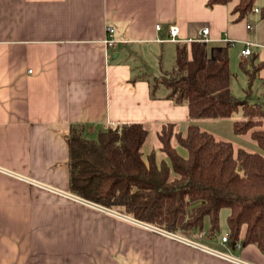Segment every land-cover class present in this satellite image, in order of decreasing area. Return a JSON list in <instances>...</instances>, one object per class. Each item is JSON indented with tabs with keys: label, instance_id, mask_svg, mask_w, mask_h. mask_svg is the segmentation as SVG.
<instances>
[{
	"label": "crops",
	"instance_id": "0c3cea01",
	"mask_svg": "<svg viewBox=\"0 0 264 264\" xmlns=\"http://www.w3.org/2000/svg\"><path fill=\"white\" fill-rule=\"evenodd\" d=\"M207 2L0 0V264H237L201 248L233 255L219 249L231 251L221 238L178 233L201 246L189 244L69 190L66 135L73 124L92 134L145 123L157 137L165 123L180 131L200 125L187 105L152 99L142 77L153 75L140 58L146 48L156 49L159 61L176 42L198 38L202 27L210 30L209 55L224 38L264 46L258 11L237 20L232 10L239 0ZM171 25L178 27L177 41L169 40ZM108 26L118 40L112 47L105 43ZM252 49L264 61V47ZM259 73L264 87V67ZM234 251L264 264L255 244Z\"/></svg>",
	"mask_w": 264,
	"mask_h": 264
},
{
	"label": "trees",
	"instance_id": "16d2710c",
	"mask_svg": "<svg viewBox=\"0 0 264 264\" xmlns=\"http://www.w3.org/2000/svg\"><path fill=\"white\" fill-rule=\"evenodd\" d=\"M207 1L209 7L231 2ZM256 8L264 19V5L258 7L257 0H239L232 13L242 20ZM206 43L176 42L170 68L161 66L156 76L143 74L152 99L187 105L191 119L230 117L242 110L244 118L233 121V131L250 136L264 150V103L249 100L264 61L252 52L251 67L240 64L248 77L247 97L240 99L231 88L230 44L214 47L209 55ZM86 132V125L73 124L66 135L70 193L175 234L214 236L220 231V211L227 208L229 239L221 237V242L233 250L238 243H252L264 252L263 154L235 146L195 122L185 131L175 122L163 124L158 131L161 159L159 149L144 148L150 135L145 123L109 126L97 138ZM165 199L167 219L158 224ZM206 219L210 225L204 231Z\"/></svg>",
	"mask_w": 264,
	"mask_h": 264
},
{
	"label": "rangeland",
	"instance_id": "374dc122",
	"mask_svg": "<svg viewBox=\"0 0 264 264\" xmlns=\"http://www.w3.org/2000/svg\"><path fill=\"white\" fill-rule=\"evenodd\" d=\"M257 5L258 7H261L264 5V0H257ZM257 13V12H256ZM259 14H256V18ZM254 16V17H255ZM258 19V18H257ZM210 47V46H209ZM243 49V45L240 43H234V44H230V48H229V56H230V69L232 71V78H231V88H232V92L233 94L240 99H244L245 97H247L246 94V87H247V74L245 73V71H243L240 67L241 63H245V65L247 66V68L251 67V63H250V58H243L242 59V55H241V50ZM212 53V50L210 52V54ZM140 58L144 59L145 65L147 67H145L146 69L150 70V72L155 76L156 74H159V61L161 63V65L165 68H170V66H172L174 64V51H171L170 53L167 52L166 50L160 54L159 56V61H157L158 58V52L155 49L152 48H146L144 54H141ZM131 62L138 64L136 62V59L134 58V55H131L130 57ZM139 66V64H138ZM140 69H143L142 64L139 66ZM139 70V69H138ZM253 91L250 94L249 100L253 103H264V87H263V83L261 79H257L254 84H253ZM243 117L242 114V110H239L238 112H235L234 114L230 115V117H224V118H216V119H212V118H204L201 117V119H199L200 121V127L204 128L210 132H213L215 134V136H217L218 138H222L225 139L227 141L232 142L235 146L238 147H243V148H247L250 151L253 152H258L260 154L264 155V150L262 148H260L259 146L256 145V143L250 138V136L248 135H238L233 131L232 128V124L233 121L235 120H241ZM205 122V123H204ZM199 125V124H198ZM149 128V127H148ZM101 129H106V127L100 128L99 130H96L94 133H88L86 132V135L88 137L91 138H97V134ZM150 135L147 141V144L145 145V149L147 148H152L154 147L155 149H159V139L157 137V130L155 129H150ZM179 150L183 153L186 154L185 149L178 147ZM160 154H162L161 157H163V153L162 151L159 149L158 150V156H160ZM168 204H169V200L165 199L162 201V205L160 208V215L161 217L159 218V220L157 221L158 224H162L165 219H167V214H166V210L168 208ZM229 213V209L227 208H223L220 211V215H219V220H220V231L216 233V235L211 236L210 238L213 239L214 243L215 241L220 240V238L223 235V232H227L228 233V220H227V216ZM207 220V219H206ZM210 223L209 220L206 221V227L205 230H207V228L209 227ZM157 227H159V225H156ZM219 249L223 250V251H227V252H231L233 255H237L234 251L231 249V251L229 249H224L222 246L219 247ZM239 255H237L238 257ZM240 258V257H239Z\"/></svg>",
	"mask_w": 264,
	"mask_h": 264
},
{
	"label": "built area",
	"instance_id": "2783aa9c",
	"mask_svg": "<svg viewBox=\"0 0 264 264\" xmlns=\"http://www.w3.org/2000/svg\"><path fill=\"white\" fill-rule=\"evenodd\" d=\"M258 11V8L255 9V12ZM158 28H160V25L158 24L157 25ZM247 28L248 29H251L252 26L251 24H247ZM114 27L113 26H108L107 29H106V38H105V43L109 46H115L118 42V40L114 37ZM200 35L198 38L192 40V41H203V42H208L211 40V38L209 37V34H210V30L208 29V27H202L200 30ZM169 32H170V39L169 40H172V41H177V36L179 34V31H178V27L177 25H171L170 28H169ZM191 41V40H189ZM223 41L226 43V44H234L236 43L237 41L232 39V38H224ZM242 44H244V47L243 49L241 50V55L242 56H249L252 52H253V49L252 48H257V47H264L263 45H261L260 43H256V42H253V41H250V40H243ZM125 218H128L129 220H134L136 222H140V223H143V225H147L149 226L150 228L152 229H155L159 232H162L164 233L165 235H168L172 238H179V239H182V240H185L187 243L189 244H194L196 246H199L200 244L193 238H184L180 235H178L177 233H172L166 229H162V228H156L155 226H153L152 224L148 223V222H142L136 218H131V217H128V216H124ZM229 239V234H227V232H223V235H222V241L223 242H227ZM201 246V245H200ZM242 247V244L241 243H238L237 245V248H241ZM202 249H207L208 251L212 252V253H215L217 255H221L223 257H225L226 259H228L229 261L233 262V263H237V264H256L254 262H248L246 260H243L237 256H233V255H230V254H227L225 252H219V251H216L214 249H210L208 247H203L201 246Z\"/></svg>",
	"mask_w": 264,
	"mask_h": 264
}]
</instances>
